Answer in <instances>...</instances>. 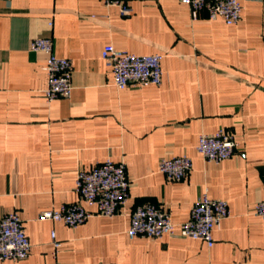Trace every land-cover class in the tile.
<instances>
[{
  "label": "crops",
  "instance_id": "obj_1",
  "mask_svg": "<svg viewBox=\"0 0 264 264\" xmlns=\"http://www.w3.org/2000/svg\"><path fill=\"white\" fill-rule=\"evenodd\" d=\"M227 25L179 0H127L131 14L103 0H0V217L16 211L29 255L0 264H264V0H239ZM50 37L72 67L69 98L46 101L45 55L30 49ZM106 44L161 55L160 85L118 89L101 58ZM231 132L238 147L210 162L198 136ZM185 155L179 181L158 171L163 157ZM110 159L124 162L129 197L116 215L76 227L40 220L43 210L79 202L77 172ZM226 201L229 214L213 244L177 233L130 238L133 208L152 202L174 224L188 219L202 193ZM51 232L60 243L54 248Z\"/></svg>",
  "mask_w": 264,
  "mask_h": 264
},
{
  "label": "built area",
  "instance_id": "obj_2",
  "mask_svg": "<svg viewBox=\"0 0 264 264\" xmlns=\"http://www.w3.org/2000/svg\"><path fill=\"white\" fill-rule=\"evenodd\" d=\"M8 1V0H2ZM145 1V0H137ZM187 5L190 16L197 19L200 12L208 18H221L230 25L239 21L242 5L239 0H179ZM106 5L118 7L122 16L131 14L127 0H103ZM30 49L45 55L44 71L47 84L43 90L46 101L56 98H69L72 92L70 61L57 56L53 51L50 37H36L30 41ZM101 58L111 69L113 84L118 89L136 85H160L162 82L161 55L134 54L116 49L106 44L101 51ZM238 147L233 134L225 129L198 136L196 151L204 160L220 162L232 156ZM192 168L188 156L163 157L159 160L158 171L168 180L179 181L187 176ZM129 181L124 162L106 159L94 164L89 169L77 172L74 189L81 200L94 206L86 210L79 202L61 204L57 209L43 210L38 214L40 220L61 221L69 227H76L93 215L111 217L116 215L129 197ZM254 213L264 219V200L258 201ZM229 214L226 201L211 198L202 193L194 202L187 220L174 224L170 214L160 206L146 201L136 205L130 213L127 235L130 238H160L163 235L177 233L183 237L202 240L208 247L213 244L212 232L221 220ZM54 248L60 243L51 232ZM31 244L24 231L22 221L16 211L0 217V260L18 261L29 255ZM97 264H114L100 262Z\"/></svg>",
  "mask_w": 264,
  "mask_h": 264
}]
</instances>
